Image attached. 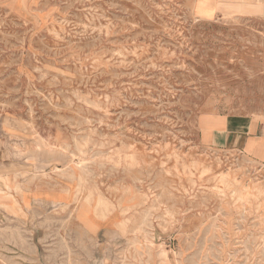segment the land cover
I'll list each match as a JSON object with an SVG mask.
<instances>
[{
    "label": "rangeland",
    "instance_id": "obj_1",
    "mask_svg": "<svg viewBox=\"0 0 264 264\" xmlns=\"http://www.w3.org/2000/svg\"><path fill=\"white\" fill-rule=\"evenodd\" d=\"M0 108L73 196L0 264H264V0H0Z\"/></svg>",
    "mask_w": 264,
    "mask_h": 264
},
{
    "label": "crops",
    "instance_id": "obj_2",
    "mask_svg": "<svg viewBox=\"0 0 264 264\" xmlns=\"http://www.w3.org/2000/svg\"><path fill=\"white\" fill-rule=\"evenodd\" d=\"M17 119L12 114L3 113L0 108V217L18 216L38 202L71 206L72 187L63 178L62 169L55 180L43 176L48 175L51 166L34 159V148L28 140H25L27 143L20 141ZM226 127L227 120H219L211 128H204L203 134L210 139L214 130ZM74 211L78 225L89 235L114 231L121 223L116 211L108 210L107 215L101 216L95 207L80 205Z\"/></svg>",
    "mask_w": 264,
    "mask_h": 264
},
{
    "label": "bare ground",
    "instance_id": "obj_3",
    "mask_svg": "<svg viewBox=\"0 0 264 264\" xmlns=\"http://www.w3.org/2000/svg\"><path fill=\"white\" fill-rule=\"evenodd\" d=\"M221 5H222V3H221ZM221 5H220V6H221Z\"/></svg>",
    "mask_w": 264,
    "mask_h": 264
}]
</instances>
